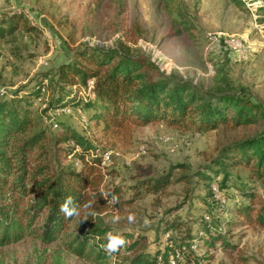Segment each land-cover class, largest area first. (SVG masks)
I'll use <instances>...</instances> for the list:
<instances>
[{
  "label": "rangeland",
  "instance_id": "1",
  "mask_svg": "<svg viewBox=\"0 0 264 264\" xmlns=\"http://www.w3.org/2000/svg\"><path fill=\"white\" fill-rule=\"evenodd\" d=\"M179 4L184 17L158 0H0V27L5 30L0 36V102L14 95L28 97L43 83L46 90L31 99L35 110L44 113L50 137L70 127L102 156L112 153L104 169L112 174L106 179L123 187L126 199L134 201L126 210L105 218L112 233L145 235L153 253L164 251L170 237L180 235L166 230L168 222L183 223L184 229L197 233L195 224L212 217L236 248L227 251L219 245L207 253L204 243L196 242L199 256H214L203 264H264V226L247 223L235 203H248L241 187L257 185L260 189L263 184L244 167L220 173L215 164L224 160L235 142L253 137L258 128L199 132L155 122L117 135L91 122L84 106L55 100V84L50 79L60 66L69 61L85 63L79 51L96 47L130 49L132 55L147 57L173 78L212 91L251 94L264 101V0H247L244 6L232 0H180ZM16 14H23L26 21L9 33L10 17ZM29 25L34 29L29 30ZM136 26L143 32L133 41L129 29ZM234 41L243 44L242 51L235 48ZM48 73L52 76L45 79ZM72 93L78 99L92 95L83 87H73ZM169 173L173 182L164 193H147L139 186L142 180ZM226 220L234 224H222ZM79 231L73 224L68 233ZM0 264L85 263L66 252L62 242L46 244L30 236L0 247Z\"/></svg>",
  "mask_w": 264,
  "mask_h": 264
},
{
  "label": "trees",
  "instance_id": "2",
  "mask_svg": "<svg viewBox=\"0 0 264 264\" xmlns=\"http://www.w3.org/2000/svg\"><path fill=\"white\" fill-rule=\"evenodd\" d=\"M246 1L232 0L238 6H244ZM158 2L184 17L180 0ZM10 18L9 33L26 21L23 14ZM3 28L0 27V36H4ZM28 29L34 27L29 25ZM142 32L137 26L129 29L133 41ZM78 54L85 63H63L50 79L51 85L55 84V100L84 106L90 121L106 133L126 134L134 126L155 122L196 128L199 132L221 127L258 128L253 137L235 142L224 160L215 164L220 173L244 167L263 184L260 189L257 185L241 187L240 193L248 203H235L239 216L247 223L264 226L263 100L230 89L212 91L190 80L173 78L147 57L132 55L130 49L88 47ZM50 76L52 73L46 74L45 79ZM90 79L95 81L92 95L75 97L72 88H85ZM44 89L45 85L38 83L28 97L14 95L0 102V247L32 236L46 244L62 242L66 252L85 264H171L172 258L179 264H203V260L214 256H199L194 249L196 242H203L207 253L219 245L227 251L236 248L212 217L195 224L197 233L184 229L183 223L168 222L166 230H176L180 235L177 239L171 236L164 251L153 253L145 235L112 233L105 218L109 213L126 210L134 201L126 199L123 187L107 181L112 173L104 172L101 152L83 135L64 127L57 137H50L44 113L35 110L31 99L39 97ZM172 180L169 173L142 180L139 186L147 193L161 194ZM69 197V208L75 206L78 215L65 216L61 212V205ZM232 222L222 224L230 226ZM73 224L80 228L78 233H68ZM109 233L125 239V244L111 254L105 249Z\"/></svg>",
  "mask_w": 264,
  "mask_h": 264
},
{
  "label": "clouds",
  "instance_id": "3",
  "mask_svg": "<svg viewBox=\"0 0 264 264\" xmlns=\"http://www.w3.org/2000/svg\"><path fill=\"white\" fill-rule=\"evenodd\" d=\"M115 200L116 198L113 197ZM69 204H72V199L69 197L63 205H61V212L65 214V216H73L78 215V210L75 206L69 208ZM118 219V217L116 218ZM133 219L132 216H129V220L131 221ZM107 244L105 246L106 252L111 254L118 250V248L122 247L125 244V239L122 236L119 235H112L109 233L107 235Z\"/></svg>",
  "mask_w": 264,
  "mask_h": 264
},
{
  "label": "built area",
  "instance_id": "4",
  "mask_svg": "<svg viewBox=\"0 0 264 264\" xmlns=\"http://www.w3.org/2000/svg\"><path fill=\"white\" fill-rule=\"evenodd\" d=\"M234 44H235V48H238L240 51L243 50L244 47H243V44L240 41H234ZM94 85H95L94 79H90L87 82V86L85 87V89H87L89 93H92ZM45 90L46 89H44L43 91H45ZM54 126L57 127L58 125L55 124ZM102 157H103V166H105L107 163H109L111 161L112 153L111 152H107ZM214 191H215V195L217 196V198L220 199L222 202H224V200L221 199L222 195L220 194V191L217 188H214ZM177 257H178V259L180 261L184 260V258L181 257L180 254H178ZM171 264H179V262L177 261V259L172 258L171 259Z\"/></svg>",
  "mask_w": 264,
  "mask_h": 264
}]
</instances>
